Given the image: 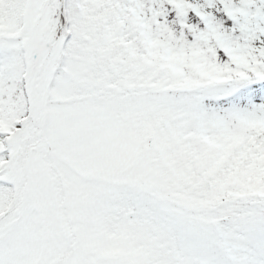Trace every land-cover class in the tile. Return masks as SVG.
Masks as SVG:
<instances>
[{
	"label": "snow or ice",
	"instance_id": "1",
	"mask_svg": "<svg viewBox=\"0 0 264 264\" xmlns=\"http://www.w3.org/2000/svg\"><path fill=\"white\" fill-rule=\"evenodd\" d=\"M0 264H264V0H0Z\"/></svg>",
	"mask_w": 264,
	"mask_h": 264
}]
</instances>
